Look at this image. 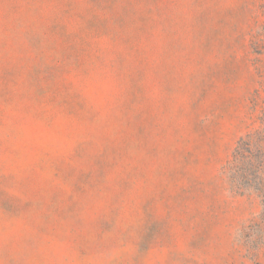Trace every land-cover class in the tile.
Returning a JSON list of instances; mask_svg holds the SVG:
<instances>
[{"label": "rangeland", "instance_id": "rangeland-1", "mask_svg": "<svg viewBox=\"0 0 264 264\" xmlns=\"http://www.w3.org/2000/svg\"><path fill=\"white\" fill-rule=\"evenodd\" d=\"M263 129L264 0H0V264H264Z\"/></svg>", "mask_w": 264, "mask_h": 264}, {"label": "trees", "instance_id": "trees-1", "mask_svg": "<svg viewBox=\"0 0 264 264\" xmlns=\"http://www.w3.org/2000/svg\"><path fill=\"white\" fill-rule=\"evenodd\" d=\"M263 135L264 129L257 132L258 139L263 137ZM252 137L249 134L246 139L240 140L232 154V158L228 163V170L232 179L247 180L255 176L257 169L254 168L250 156L248 157V154L250 155Z\"/></svg>", "mask_w": 264, "mask_h": 264}]
</instances>
